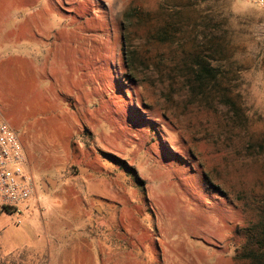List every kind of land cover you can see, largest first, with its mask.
<instances>
[{
  "label": "rangeland",
  "instance_id": "374dc122",
  "mask_svg": "<svg viewBox=\"0 0 264 264\" xmlns=\"http://www.w3.org/2000/svg\"><path fill=\"white\" fill-rule=\"evenodd\" d=\"M168 21V42H151L150 26ZM3 45L42 56V76L13 83L10 125L35 202L85 208L101 264H252L264 233V0H0ZM195 52L220 69L191 89ZM8 216L0 207V230Z\"/></svg>",
  "mask_w": 264,
  "mask_h": 264
},
{
  "label": "crops",
  "instance_id": "0c3cea01",
  "mask_svg": "<svg viewBox=\"0 0 264 264\" xmlns=\"http://www.w3.org/2000/svg\"><path fill=\"white\" fill-rule=\"evenodd\" d=\"M3 46V50L0 47V122L11 125L17 121L14 115L19 116L13 108L16 98L13 83L29 80L30 76H42L43 68L39 65L42 56L33 55L31 51L20 52L11 45ZM84 211L85 208L67 198L49 202L39 200L32 214L25 216L19 225L13 224L8 216L1 223V258L20 257L31 264H101V242L94 235L98 232V224ZM12 225L14 228L5 234V228Z\"/></svg>",
  "mask_w": 264,
  "mask_h": 264
},
{
  "label": "built area",
  "instance_id": "2783aa9c",
  "mask_svg": "<svg viewBox=\"0 0 264 264\" xmlns=\"http://www.w3.org/2000/svg\"><path fill=\"white\" fill-rule=\"evenodd\" d=\"M34 191L35 182L20 134L2 121L0 122V207L5 208L13 224H21L25 216L32 214L36 206Z\"/></svg>",
  "mask_w": 264,
  "mask_h": 264
},
{
  "label": "trees",
  "instance_id": "16d2710c",
  "mask_svg": "<svg viewBox=\"0 0 264 264\" xmlns=\"http://www.w3.org/2000/svg\"><path fill=\"white\" fill-rule=\"evenodd\" d=\"M181 7V6H180ZM180 7L177 8L176 13H180L181 9ZM180 9V10H179ZM157 11V10H156ZM155 11V12H156ZM140 13V12H139ZM149 12H143L142 14H139V17L141 18L142 15H148ZM147 19V18H145ZM145 19H143L145 21ZM170 21L163 22V24H158L156 22L150 28L148 29V36L151 39V42H154L156 44H165L168 42L166 40L169 28H170ZM123 54L124 56V67L126 70H130L131 66L129 64L127 53L125 52L123 48ZM195 53H191L190 55H195ZM197 64L194 65L192 71L190 72L191 79L187 81L188 87L191 89H194L195 87H201L203 84V81L206 77H212L216 78V72L218 69H220L219 65L215 66L210 62L208 59H204L202 56L195 55ZM2 208V207H1ZM5 211V208H2ZM8 212V211H7ZM258 242H256L258 245L252 249V264H264V233H258Z\"/></svg>",
  "mask_w": 264,
  "mask_h": 264
}]
</instances>
